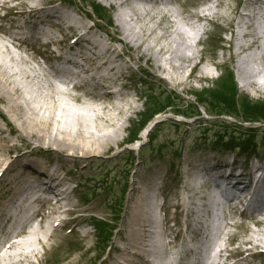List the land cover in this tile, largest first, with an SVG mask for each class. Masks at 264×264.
Wrapping results in <instances>:
<instances>
[{
  "label": "bare ground",
  "instance_id": "obj_1",
  "mask_svg": "<svg viewBox=\"0 0 264 264\" xmlns=\"http://www.w3.org/2000/svg\"><path fill=\"white\" fill-rule=\"evenodd\" d=\"M1 1L3 2L1 4L3 5L2 9H6L9 12L15 9L18 15L15 19L8 18L9 13L5 16L9 22H12L11 30L22 37L30 38L32 43H34L36 40L34 35L28 34L26 31L30 28H35L37 35L50 39L48 51L50 45H54L53 54H57L60 57L65 55L71 57L70 62L66 59H59L58 63L60 65H65L69 70L82 67V72L85 74L80 86L82 94L73 93L77 87L62 90L52 82L51 85L55 89L53 93H46L42 88L36 86L35 89L29 88L28 90L30 91L20 101L16 102L13 95L18 94L22 90V80L17 77L15 69L9 71L3 68L0 70V99L10 102L7 113L0 109V115L12 125L11 119L16 117L17 119H14V122L16 124L20 122L18 127L20 128L21 136L26 135L37 139L39 142L51 143L59 149V151L51 150L53 152H50V149H48L44 150L45 152H41L37 150L38 147H33L32 149L23 148L17 151L15 158L4 167L3 164L0 165V229L3 228L4 232L8 231L12 237L22 238L5 251L0 257V264H29V261L35 258H37L39 263H44L46 256L58 250L63 242L65 243L74 238H79L84 242L85 240L93 242V236L90 231L82 230V233L65 231L72 222L81 224L84 216H80L74 208L63 207L65 202L71 204L72 194L68 189V181L62 173L65 164L58 162L59 159L57 157L62 159L64 156H73V158L81 161L109 152L115 145H119L125 140L123 134L128 128L126 123L132 122L136 115L141 114L142 111L139 108L140 99L136 95L133 96L126 92H112L109 81L120 82L124 78L120 65L112 57L115 51H113L111 46L103 45L95 37L93 30L87 28L86 23L82 19L65 9L62 5H58L56 1H44L39 7L30 5V7L23 10L18 9L19 7L16 8L15 5L19 4L17 3L18 0ZM98 1L101 3L106 2L115 11L113 26L120 32V36H116V38L123 40L137 61L145 63L144 68L150 79L158 82L161 88L166 89L167 79L171 78L174 88L194 91L191 87L192 81L197 78V81L205 79L206 76L203 73L208 71L210 63L213 64L212 59H208L210 63L203 67L200 75H196L195 72L198 65L205 58L204 48H200L199 45H203L206 39H195V36L185 37L179 32L182 41L191 49V53L189 57H183L185 65L181 66L176 65L175 61L180 59L181 55L185 53L183 42L175 43L174 45L176 46L167 51L170 55L166 58L170 64L167 67L170 70L177 69L176 71H180L176 77H173L174 71L170 72L168 68H164L156 61V54H159L164 47L160 48L156 45L152 53L150 44L137 42L130 35L131 32H127L124 22V6L128 0ZM150 1V6L144 7L143 13L139 17H145L152 12V16L159 14L161 22L158 26L160 27L165 21L169 25L171 24L170 28H173V32L178 30V27L175 28L177 16H181L185 21H189L190 16L197 21H210L220 32L225 29L224 24L221 22L223 19H228L229 21L227 22L229 24L236 20L239 21V24H244L240 42L236 32H233L231 39L227 41L229 43L227 47L230 54L229 61L234 64L236 76L243 83L244 88L251 90H254L253 88L257 90L260 87L264 88V82L259 78L261 71L256 70L253 61L250 59L253 58L255 60V58H258L264 66V40L262 42V39H264V23L258 24V29L261 28V33H257V26L254 22V8L245 7V10L249 11L248 14L234 11L231 17H225L218 15L216 12V9L223 7L217 0H212L204 10L196 12L188 9V6H193L192 3L188 2H185L188 5L180 4L177 9L169 8L165 10L162 5L170 6L172 3H178L179 0ZM10 2L13 5H4ZM132 9L137 15L141 14L138 7H132ZM189 25H192V23ZM51 27H56L60 31V37L57 35V38L54 39L51 32L48 34V30ZM151 33H154V30ZM257 34L259 36L256 38ZM250 38L253 41L250 42ZM222 39L220 37V40ZM96 44L98 46L103 45V47H97ZM254 45H258L256 48L261 49L262 53L258 57H248V53H251ZM0 49L2 48L0 47ZM176 53L179 54L176 55ZM12 57L15 58L13 55ZM224 63L226 61L216 64L215 69L219 70ZM190 66H192L191 72L183 75L184 71ZM164 73L167 74L168 78L162 76ZM11 80L13 86L8 87ZM61 82L71 87L73 79L67 83L62 80ZM65 90L72 91V93L70 91L65 92L71 97L70 101H68L69 103L64 101V96L62 95ZM123 95L130 97L126 104H124V99L121 98ZM137 96L140 97L139 95ZM38 99L40 100L38 101ZM42 101H45L43 105H39L38 103ZM71 101L78 105L77 109L80 107L84 110L78 117L73 108L70 107ZM91 103L98 104L101 107L98 112L99 115L94 120L91 115L86 113V108L92 107ZM91 107L90 109H92ZM22 112L24 114L21 115ZM62 112L63 118H61ZM110 112H115V115L106 116ZM19 117L22 118L20 119ZM23 117H25V120ZM145 119L143 118L136 128L141 126ZM95 121H98V123H95ZM215 124L217 125L216 122ZM229 126L233 127L232 124H229ZM110 127L111 131H107ZM146 131L141 136L146 137ZM97 134L100 136L98 138L94 137ZM262 135L264 136V134ZM199 148H202L203 151L197 157L192 159L185 157V161L196 173L202 174V177H204V181L201 182L202 186H198L197 180L189 171H181L177 180L180 182L181 188L185 187L187 191L188 188L191 189L193 191L192 195L197 196L200 203L198 204L196 200H193L196 203V210L190 208L186 212H177V216L175 214L172 217L166 212L162 219L167 231H169L167 234H172L175 229L179 232V236L175 241L180 247L181 263L193 264L199 262L195 250L190 248V246H194V240L199 241L203 233L200 232L198 235L195 233L194 239L191 237L190 240L187 235L200 229L201 225L199 222L208 205L206 193L209 189L215 187L220 189L229 199L240 201L246 207L244 211L245 218L242 221L235 220L237 218L235 211L227 210V214L233 220V223L224 226V232L219 239L214 241V245L219 240H221L222 245H225L223 249L219 250L218 256L222 258L229 253L234 258L233 264H264L260 261L264 259V241L255 242L256 240L254 239L242 241V232H240L242 228H247L248 230L250 228L249 223L257 227L264 225V152L261 156L245 157L243 154L240 155L238 151L214 146L210 141ZM244 158L245 160L242 161ZM158 166L159 168L152 169L148 174L149 181L147 185L151 186L152 182H156L159 179L163 170L161 165ZM125 187L127 194L123 202L125 203L127 199H131L128 209H126V219L123 220V213L125 212L123 203L120 206L121 212H118L117 218L108 224L107 231L104 234L107 240L111 236H115L116 233V239L123 238L121 239L120 247L117 248L121 252V256L113 260L112 263L158 264L154 261L153 255L148 249L150 246L149 241L151 240L149 229L152 223L151 203L146 201L148 195L143 194L142 191L140 192V188H137V190L134 187L132 188L131 177L125 180ZM52 196H55L57 202L50 204L52 209L51 211L49 210L48 215L41 214L42 210H34L37 205L43 207L45 203H50L49 199ZM159 196L160 192L154 195L153 200L156 205ZM26 202L29 203L27 204ZM197 204L200 206L199 211ZM31 208L34 210L33 213L29 217H25L26 213L31 211ZM17 213L24 217L20 221L17 219L11 222ZM61 213L65 214L64 218L59 216L61 227L51 230L49 224L51 219L55 214ZM39 215L42 216V220L39 221L40 224H45L43 226L45 238L37 237V232H32L27 239L26 233H29L27 229L32 226ZM174 222L176 223L174 224ZM53 233H56L54 237ZM52 237L53 241L50 243ZM45 244L48 245L45 246ZM155 245L157 246V243ZM91 249L92 243L87 246L85 252L87 253ZM99 255L100 253H97L95 259Z\"/></svg>",
  "mask_w": 264,
  "mask_h": 264
},
{
  "label": "rangeland",
  "instance_id": "obj_2",
  "mask_svg": "<svg viewBox=\"0 0 264 264\" xmlns=\"http://www.w3.org/2000/svg\"><path fill=\"white\" fill-rule=\"evenodd\" d=\"M44 1H56L58 5H62L63 7H65V9H68L74 15H77L80 19L84 21V23H86L87 18L89 21L94 20V29L100 35L104 36L105 34L108 35V37H112L116 34V36H120V32L115 29L114 26L108 27L110 25V20L113 23L116 13L106 4V2L101 3L98 0H92L96 3H100L103 5H100L102 6L99 9L100 11L91 5V3L93 2L90 0H18L17 3L19 4L15 6L16 8L19 7L18 9L23 10L27 7H30V5L39 7ZM211 1L212 0H179V2L176 4L172 3V5L170 6H162L165 10L169 8L177 9L180 4L188 5L187 3H185L188 2L193 4V6L191 7L188 6V9L192 12H196L201 9L200 7L209 4ZM217 1H219V4L223 7L219 8L218 10L216 9V12L218 15H223L225 17H231L232 14H234V11H237L239 7L241 8L242 3L246 2L245 0ZM2 3L3 2L0 0V8H3V5H1ZM10 3L4 5H13L12 3ZM150 4V0H128L126 2V5L124 6L125 27L127 32H131L130 35L134 37L137 42H143L147 45L150 44V51L152 53L155 50L154 47H156V45L160 48L164 47V49L160 51L159 54H156V61L164 68L169 69V67L167 66L170 64L169 62H167L166 58L170 55L167 51H170L172 48H174L176 46L174 45L175 43L183 42L179 34L181 33L185 37L195 36L196 39L198 38V30L200 29L201 25H203L205 22L197 21L191 16L189 17V21H185L184 19H182L181 16H177L175 19V28L178 27L179 31L175 29L176 31L173 32V28H170L171 24L169 25L165 21L160 27L158 26V24L161 22V16L159 14L152 16V12L149 15H146L145 17H139L140 15H142L144 7H149ZM132 7H138L139 13L141 14L137 15L133 11ZM11 12L12 10H10L9 13ZM3 14L4 12L1 15ZM12 16H14V14ZM227 21L229 20H221V22L224 24L225 29L221 32L218 31V33L215 32V28L213 29L214 25L211 24V28L214 30V32L205 35L204 38L207 39V41L204 43V46L199 45L200 48H204L205 58L198 65L195 74L200 75L202 73L201 70L203 69V67L207 65V63H210L208 59H212V62L215 65L220 63L221 61H226V63H224V65L219 70H216L214 66H208V71H204L203 73L204 76H206L205 79L197 81V78L196 80L192 81L191 87L194 91H185L182 88H174L171 82V78H168L167 74L164 73L162 76L164 78H168V83L165 85L168 92H166L165 95L159 96L161 94L160 92H162L161 88H159V83L154 81L155 86L149 83L148 79H150V76L142 70H137L139 62H137V60L133 57L135 59V64L133 63V71L130 72L132 77L129 78V85L126 86L125 89L121 91L118 90L117 92H126L130 93L133 96L136 95V97L140 99L139 108L142 112L141 114L136 115V118L134 119L136 120L135 122L132 121L126 123L128 128L124 132L123 137L128 138L133 133H135V130L137 129V124L140 122L142 116H146L148 114V111L152 109V107H148L145 110L146 100L149 96H154L155 94H158V104L159 106H161L163 105L162 103H164V106L169 108L168 114L166 115L165 119H163V121L162 119H160L156 127L151 129L149 138L148 136H142V139L140 140L141 142H135L132 145H125V139L121 142V144L115 145V147H113L109 152L105 154L95 155L90 157L89 159L81 161L77 160V158H73V156H64L62 159L57 157L59 159L58 162L65 164L64 166L65 172H67V179L70 181V187L74 190L73 196L71 195L72 202L68 205V207L75 208L80 216H84V219L81 224H78L77 222H72L67 228V230H70L72 232L78 231L80 233H82V230L90 231L93 236V242L90 240H85L84 242L79 238L71 239L65 243L63 242L58 250L49 253L48 256H46L44 263H39L37 258H35L31 261V264H100V261L98 259H95V255L97 253L103 254L105 251L107 256L102 260L105 261L103 264H113L112 261L121 256V252L117 250V248L120 247L121 239L123 238L120 237L121 239H116V233L114 237H111V239L106 242L108 244L107 246L113 245L115 250V254H113L112 252L109 253V249H105L104 246H101L102 244H104V242L102 241V236L105 226L100 225L99 222H95L94 224L93 218L99 221H104L107 224L108 221H114V216L116 215L114 213L117 208H120L118 202H122V199L126 197L125 180L130 177L132 180V188L134 187L137 190L135 186L136 184H139V191H142L143 194L148 195L146 201L151 203L150 212L154 215L156 212V202L154 203L153 200L154 187L147 185V182L149 181L148 174L152 169L159 168L158 165H161L163 170L162 177H160V184L162 188L160 194L163 195L164 201H162L161 199V204H165L163 208L166 209L168 215L172 217L177 212H186V210L188 211L190 208L196 210V203L193 202V200H196V202L199 204L200 201H198V197L192 195L193 191L191 189L188 188L187 191L185 187L181 188V186L179 185L180 182L177 180L181 171H189L191 174L194 175L195 179L198 182V186H202L201 182L204 181V177H202V174L196 173L194 169H192L191 166H189L185 161V157L192 159L197 157L198 154L203 151V149L199 147H202V145H204V142L206 141L205 136L208 134L207 131L203 130V127L206 125V122L209 119H212L211 116H208L206 114L203 107L194 102V100H197V102L199 103H203L206 109H210L213 111L223 110L224 106L222 107L221 105L220 107H217L216 105H213L212 99L219 100V98L221 97L225 100L228 99L231 104H233L235 101V105L228 108L229 113L231 115L236 113L233 116L234 118L240 116L238 114L240 108H238L237 106H240V103L244 105L247 102L246 97H248V100H250L252 104L256 103L254 106H257L258 109L264 110V88L260 87L258 90L256 88H253L254 90L244 88V86L242 85L243 83H241L236 76V68L234 64L229 61L230 54L227 50L229 43L227 41L231 39L233 32L237 31L239 21H233L232 24H229ZM11 23L12 22H9L8 20H5L0 17V47L2 48L0 49V65H2V67H0V70L3 68L9 71L15 69V71H17V77H19V80H22V90L18 94L13 95L15 101H20V99H22V97L30 91L28 90L29 88L35 89L36 86L42 88L43 91H45L46 93H53L55 89L51 85L52 82L55 83L57 87L62 90L69 89L68 86L64 85L58 77L55 78L54 76H52L51 71H53V69L50 65L51 57L49 53L45 51L34 52V50L31 52L30 49L26 46L18 47L14 43H12L10 34H13L14 32L11 31ZM190 23H192V25H189ZM256 26L257 33H261V28L258 29V24ZM243 28L244 27H242V32ZM50 30H48V34L50 32L53 33L52 30L59 31L55 27H51ZM153 30L154 33H151V31ZM26 32L28 34L34 35V38L36 40L42 36L37 35L35 28H30ZM58 33H60V31ZM258 36L259 34L256 35V38ZM220 37H222L223 39L220 40ZM41 38L43 39V37ZM263 40L264 39H262V42ZM251 41H253L252 38H250V42ZM39 42L40 41H36V43ZM117 46L118 49L121 48L120 45ZM183 46H185L183 48V50H185V53L181 55L180 59L175 61L176 65L184 66L185 59L183 57L187 58L191 53V49L188 48V45L185 42H183ZM257 46L258 45H254L252 47L253 49L251 53H248V57H258L261 55L262 51L261 49L256 48ZM178 54L179 53H176V55ZM12 55L15 58H13ZM250 59L253 61V65L255 66L256 70L261 71L259 78L262 82H264V66L260 63L258 58H255V60H253V58ZM142 63L145 66V63ZM229 69H231L234 76H236V80L239 85L238 94L235 98L232 95L231 91H227L228 88L224 87V82L226 81V78L224 76H226L227 70ZM176 70L177 69L170 70V72L174 71L173 77H176L178 73H180V71L178 72ZM191 70L192 66L188 67L184 71L183 75L189 74ZM141 78L144 79L143 87L139 82ZM11 86H13L12 80L8 87ZM114 87L120 89L118 84H115ZM46 89L49 91H47ZM66 91H70L71 93L72 91L65 90L62 94L64 96V101L68 102L70 101L71 97L68 94H65ZM73 93L82 94L81 89L74 90ZM141 94H143V97L137 96H141ZM195 94L199 95L196 96ZM121 98L124 99V104L128 103V101L130 100V97L125 95L121 96ZM39 100L40 99H38V101ZM43 102L45 101H42L38 104L43 105ZM174 104L176 108H188L189 112H194V110L196 109L198 110L199 115L195 118L187 119V122H183L180 118L174 116L173 111L171 110V107H174ZM9 105V101L0 99V109L2 111L7 113ZM91 105L92 107L89 106V108H86V113L91 115L94 120L96 119L97 115H99L98 112L101 110V107L98 104L91 103ZM70 107L73 108L77 117L81 112H84L83 108L79 107L80 110L77 109L78 105L73 101L70 102ZM90 107L92 109H90ZM22 114H24V112H22L21 115ZM107 115L113 116L115 115V112L107 113L106 116ZM13 118L15 120L17 119L16 117ZM19 118L21 119L22 117ZM61 118H63V112ZM14 119H11L13 122L12 125L3 116L0 115V161L2 160L0 165L3 164L4 167L13 158H15L17 151H20L23 148L32 149L33 147H38L37 150L41 152L48 149H50V152H53L51 150L59 151V149L55 145H52L51 143L49 144L46 141V143H44L39 142L37 141V139L28 137L26 135L21 136L20 128L18 127L20 125V122L19 124H16L14 122ZM23 119L25 120V117H23ZM233 120L234 119H232V122H235ZM115 121L117 120L115 119ZM95 123H98V121H95ZM197 124H199V126H196ZM237 124L241 123L237 122ZM200 126L202 128H199ZM244 126L251 127L253 125L245 124ZM256 126L257 128H259L257 129V131L260 132V134H264V125ZM22 129L26 131V129H24L23 127ZM107 131H111V127ZM252 131L248 132V134L252 133ZM213 132L214 131L209 133V135L211 136ZM143 133L144 131L141 133V135H143ZM99 136L100 135L97 134L94 137L98 138ZM210 139L212 140L213 136H211ZM209 140H207V142ZM260 141L261 145H263V139H260ZM218 142L219 137H217L216 141H214V144H217V146H219ZM222 145H224V147H227V145L225 144ZM181 152L183 154H181ZM244 160L245 158L242 159V161ZM157 192H159V189L157 190ZM206 194L208 197V191ZM108 199L112 205L107 202ZM130 200L131 199H128L126 201L125 212L123 213V220L126 219V209H128V204ZM197 209L198 211L200 210L199 205ZM175 216H177V214ZM59 219V217L56 218V216L54 215V218L49 223L50 226L52 227L54 223L55 225L58 224ZM152 220H155L153 216ZM235 220L242 221L243 219L237 217ZM44 225L45 224L39 225L36 222L33 223L31 227H28V229L24 226L25 229H27V232H29L26 233L27 239L29 238V235L32 232H37V237H41L44 239ZM249 226L250 228L248 230L247 228H242L240 230V232H242L241 240L243 241L246 239H254L256 240L255 242L264 241V225L261 227H257L254 226V224L249 223ZM55 234L56 233H53V237ZM53 237L51 238L50 243L53 241ZM91 243L92 249L86 253V248ZM47 245L48 244H45V246ZM260 261L264 263V259ZM212 263L213 260L211 262H208L205 259V264Z\"/></svg>",
  "mask_w": 264,
  "mask_h": 264
},
{
  "label": "trees",
  "instance_id": "obj_3",
  "mask_svg": "<svg viewBox=\"0 0 264 264\" xmlns=\"http://www.w3.org/2000/svg\"><path fill=\"white\" fill-rule=\"evenodd\" d=\"M224 87L228 88L227 91H231L234 98L238 94V89L236 88V84L231 79H226L224 82ZM223 89V88H222ZM233 98V99H234ZM247 102L243 105L240 103V106L237 107L240 108L238 114L241 115L245 120L249 121L252 119H264V110L258 109L257 106H254L256 103L252 104L250 100H248V97H246ZM233 101V100H232ZM213 105H216L217 107L224 106V109L221 111H226L229 113L228 108L235 105V101L233 104L229 102V100H225L224 98H219V100L212 99ZM236 114V113H234Z\"/></svg>",
  "mask_w": 264,
  "mask_h": 264
}]
</instances>
